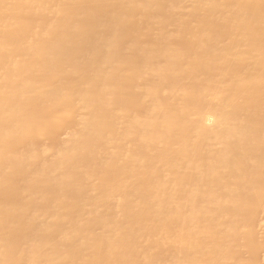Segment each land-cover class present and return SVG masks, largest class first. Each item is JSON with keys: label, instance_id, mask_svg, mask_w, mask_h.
Segmentation results:
<instances>
[{"label": "bare ground", "instance_id": "6f19581e", "mask_svg": "<svg viewBox=\"0 0 264 264\" xmlns=\"http://www.w3.org/2000/svg\"><path fill=\"white\" fill-rule=\"evenodd\" d=\"M261 213L264 0H0V264H264Z\"/></svg>", "mask_w": 264, "mask_h": 264}, {"label": "rangeland", "instance_id": "374dc122", "mask_svg": "<svg viewBox=\"0 0 264 264\" xmlns=\"http://www.w3.org/2000/svg\"><path fill=\"white\" fill-rule=\"evenodd\" d=\"M54 142H56V141H53L52 143V145H53V147H56V145L58 146V142H56V143H54ZM55 145V146H54ZM262 214V213H261ZM261 214H259V216L261 215ZM264 215V213L260 216V217H262ZM263 249H261L260 251H262ZM262 252H264V250L262 251ZM262 252H260V253H262Z\"/></svg>", "mask_w": 264, "mask_h": 264}]
</instances>
